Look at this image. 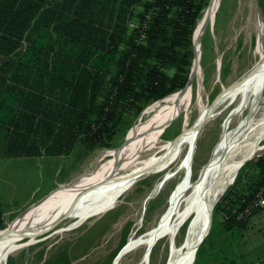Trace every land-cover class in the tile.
I'll return each mask as SVG.
<instances>
[{"label":"trees","instance_id":"1","mask_svg":"<svg viewBox=\"0 0 264 264\" xmlns=\"http://www.w3.org/2000/svg\"><path fill=\"white\" fill-rule=\"evenodd\" d=\"M209 1L0 0L2 157L110 148L128 112L186 87ZM251 165L247 189L226 192L213 212L234 244L245 222L237 216L264 183V157ZM216 224L194 264H238L208 242Z\"/></svg>","mask_w":264,"mask_h":264},{"label":"rangeland","instance_id":"2","mask_svg":"<svg viewBox=\"0 0 264 264\" xmlns=\"http://www.w3.org/2000/svg\"><path fill=\"white\" fill-rule=\"evenodd\" d=\"M212 1H209L194 31V59L190 75L193 73L198 52L195 33ZM261 5L264 6V0H221L215 15L207 20L202 34L199 69L194 72L192 80L191 100L164 129L158 145L165 146L179 138L184 131L194 129L198 121L211 114L216 100L219 106L212 111L213 117L204 125L200 124L199 131L192 136L193 141L185 138L187 141L179 151L180 155L178 154L180 158L168 162L171 157L168 151L158 152L157 155L166 156L155 164L154 169V166L151 168L154 172L136 178L129 186L122 188L115 198L99 201L86 207L81 213L62 215L50 226L21 232L0 264H114L118 257L120 259L117 264H143L144 249L121 256L124 245L131 238L144 235L160 221L169 209L174 190L186 176H191V181L196 180L198 172L209 161L225 130L231 132L248 117H252L253 123L264 117V99L259 101L257 110L252 108L256 87L261 83L264 87V74L262 79L259 77L254 82L242 80L264 56V11ZM183 90L168 99L150 102L140 112H128L125 118L127 124L114 138L110 148H98L89 152L79 142L71 155L54 158L49 163L51 172L46 173L47 177L44 176L51 183L54 182V191L44 197H39V194L34 203L19 212H11L8 207L10 204H18V190L10 189L8 177L3 179V172L10 167L18 171V164H10L8 159L2 157L5 133L0 130V199L3 200V208H0V222L3 226L0 232L16 226L39 202L67 187L78 177L109 162L114 155L111 154L112 150L122 147L136 126L153 118L173 98L184 92ZM207 110L209 114H205ZM263 157L264 149L250 157L252 160L239 172L225 194L234 187L239 192L247 189L246 182L253 172L251 164ZM30 171L33 179L41 175L39 169L30 168ZM24 176L25 173L22 177ZM16 181L18 186V179ZM32 184L24 185L23 188H31ZM117 186L119 184L108 190H114ZM23 191L26 190H22L20 196ZM221 202L222 198L217 204ZM57 209L58 205L50 215H55ZM224 217V214L213 217L217 224L209 241L207 240L212 245H234L233 230H227L221 225ZM185 229L186 226L177 236L174 243L176 246L182 243ZM170 247L167 237L159 240L147 264H166Z\"/></svg>","mask_w":264,"mask_h":264},{"label":"bare ground","instance_id":"3","mask_svg":"<svg viewBox=\"0 0 264 264\" xmlns=\"http://www.w3.org/2000/svg\"><path fill=\"white\" fill-rule=\"evenodd\" d=\"M220 2L221 0L211 2L196 30L195 41L198 52L193 75L199 69L203 36L202 25L210 16L215 15ZM263 74L264 56L242 77V80L254 82L259 77L262 79ZM191 91L192 85L173 98L149 121L136 126L126 143L122 147L112 150L111 154L114 155L109 162L78 177L67 187L61 188L43 200L39 206L31 208L16 226L0 232V262L7 257L14 240L21 232L50 226L62 215L81 213L86 207L93 206L99 201L115 198L122 188L129 186L136 178L139 179L143 174L154 172L152 170L155 168V164L166 156V154L157 155L158 152L168 151L171 156L168 158V162H172L175 158L177 160L180 155L179 151L183 149L188 139L193 141L194 137L192 136L199 131L198 128L204 118L198 121L194 129L184 131L179 138L165 146L158 145L159 139L164 129L173 122L177 112L189 104ZM263 92L264 87L261 83L255 89L256 97L252 103L253 107L250 105L252 108L258 109L259 101L264 99ZM251 118L248 117L241 121L231 132L225 130L209 161L198 172L196 180L191 181V176H186L180 182L171 196L168 211L144 235L131 238L124 245L120 253L121 256L142 248L144 249L143 264H147L156 243L167 237L171 247L166 264H188L193 260L198 244L211 230L210 217L215 204L236 179L241 165L252 160L250 157L264 149V117L256 120L255 123ZM143 157L146 158L143 159ZM152 167L153 169H151ZM117 184L119 186L114 190H108ZM57 205L58 212L51 216L50 214ZM185 226L182 243L179 246L175 244L174 247L173 244L176 243L177 236ZM116 263L117 260L114 264Z\"/></svg>","mask_w":264,"mask_h":264},{"label":"crops","instance_id":"4","mask_svg":"<svg viewBox=\"0 0 264 264\" xmlns=\"http://www.w3.org/2000/svg\"><path fill=\"white\" fill-rule=\"evenodd\" d=\"M57 157L42 156L39 158H6L10 164H18V171L10 167L4 171L3 179L8 177L10 189L18 190V204H10L8 207L11 212L21 211L34 203L39 197H44L51 193L54 182L46 179L49 173V163ZM34 169H39L40 176L32 178ZM30 171V173L28 172ZM25 173V176H23ZM39 174V173H38ZM46 177L44 178V176ZM18 179V186L17 180ZM37 179V180H35ZM48 180V182H47ZM6 181V180H5ZM41 181V183H39ZM33 183L29 188L24 185ZM47 186V187H46ZM22 190V196H20ZM0 208H3V200L0 199ZM237 245L214 247V250L224 251L229 255V259H237L238 264H264V209L247 218L237 231Z\"/></svg>","mask_w":264,"mask_h":264},{"label":"built area","instance_id":"5","mask_svg":"<svg viewBox=\"0 0 264 264\" xmlns=\"http://www.w3.org/2000/svg\"><path fill=\"white\" fill-rule=\"evenodd\" d=\"M264 209V183L260 185L258 190L254 193V197L250 204L243 209L237 216L238 220H246L252 216L255 212Z\"/></svg>","mask_w":264,"mask_h":264},{"label":"water","instance_id":"6","mask_svg":"<svg viewBox=\"0 0 264 264\" xmlns=\"http://www.w3.org/2000/svg\"><path fill=\"white\" fill-rule=\"evenodd\" d=\"M206 23H207V21H205L204 23H203V25H202V32H204V29H205V27H206ZM193 77H194V75H193V73L190 75V79H189V82H188V85H187V87H189V86H191L192 85V80H193ZM184 91V90H183ZM219 104V102H217V100L214 102V104H213V106H212V111H214V110H216L217 108H218V105ZM211 111V114H209L208 116H206L205 118H204V120L202 121V123H201V126L202 125H204V123H206L211 117H213V112ZM249 161H251V160H249ZM249 161H247V162H245L244 164H242L241 165V167L239 168V170H238V173H237V176H238V174H239V172H240V170L249 162ZM237 176H236V178H237ZM236 180V179H235ZM235 182V181H234ZM220 201V200H219ZM218 201V202H219ZM42 202V201H41ZM41 202H39L38 204H36L34 207H37V206H39V204L41 203ZM217 202V203H218ZM216 203V204H217ZM216 204H215V206H216ZM215 206H214V208H215ZM214 208L212 209V213H211V217H210V224H211V228H212V222H213V212H214ZM210 232H211V230H210ZM210 232H208V234H206L203 238H202V240H201V242L198 244V246H197V248H196V251H195V253H194V258H193V260L190 262V263H188V264H194V262H195V260H196V255H197V251L199 250V248H200V246L203 244V242L205 241V239L209 236V234H210ZM173 246L175 247V244H173ZM120 259V257L117 259V262H118V260ZM117 264V263H116Z\"/></svg>","mask_w":264,"mask_h":264}]
</instances>
